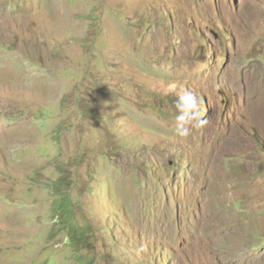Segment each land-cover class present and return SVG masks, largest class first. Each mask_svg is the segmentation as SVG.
<instances>
[{
	"label": "rangeland",
	"instance_id": "rangeland-1",
	"mask_svg": "<svg viewBox=\"0 0 264 264\" xmlns=\"http://www.w3.org/2000/svg\"><path fill=\"white\" fill-rule=\"evenodd\" d=\"M0 264H264V0H0Z\"/></svg>",
	"mask_w": 264,
	"mask_h": 264
},
{
	"label": "clouds",
	"instance_id": "clouds-1",
	"mask_svg": "<svg viewBox=\"0 0 264 264\" xmlns=\"http://www.w3.org/2000/svg\"><path fill=\"white\" fill-rule=\"evenodd\" d=\"M167 92L175 94L170 118L174 122L176 136L187 138L193 129L205 126L203 102L196 92L180 88L175 81L167 85Z\"/></svg>",
	"mask_w": 264,
	"mask_h": 264
}]
</instances>
